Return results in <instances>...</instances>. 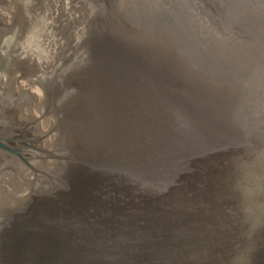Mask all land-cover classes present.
<instances>
[{"label": "water", "instance_id": "95a60500", "mask_svg": "<svg viewBox=\"0 0 264 264\" xmlns=\"http://www.w3.org/2000/svg\"><path fill=\"white\" fill-rule=\"evenodd\" d=\"M0 264H264V0H0Z\"/></svg>", "mask_w": 264, "mask_h": 264}]
</instances>
